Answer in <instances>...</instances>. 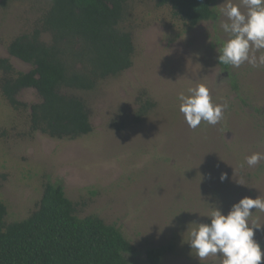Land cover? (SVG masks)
<instances>
[{"label":"rangeland","instance_id":"374dc122","mask_svg":"<svg viewBox=\"0 0 264 264\" xmlns=\"http://www.w3.org/2000/svg\"><path fill=\"white\" fill-rule=\"evenodd\" d=\"M228 2L214 0L216 17L190 26L170 5L125 0L120 26L132 34L133 65L92 90H65L85 100L93 124L91 133L75 139L33 131L31 105L41 95L23 88L18 99L27 106L15 108L3 93L0 68V197L8 207L6 222L28 217L45 183L61 182L78 216L98 215L122 229L137 249L131 264H150L148 251L155 247L164 249L160 264H201L187 242L191 229L210 223L217 209L227 214L243 197L264 199V159L252 167L246 163L253 153L264 154V66L245 62L226 71L219 64V49L229 39L221 27ZM50 3L0 0V62L9 59L17 71L32 68L8 46L33 31ZM201 83L214 102L227 106L217 124L202 121L192 129L177 97ZM147 97L156 106L134 123ZM252 211L250 225H264V212ZM254 239L264 250V226ZM220 259L209 256L203 264Z\"/></svg>","mask_w":264,"mask_h":264},{"label":"trees","instance_id":"16d2710c","mask_svg":"<svg viewBox=\"0 0 264 264\" xmlns=\"http://www.w3.org/2000/svg\"><path fill=\"white\" fill-rule=\"evenodd\" d=\"M50 7L32 32L15 37L9 53L30 63L17 71L9 59L0 62L1 87L15 107L23 88L33 87L42 97L31 105V128L53 138L75 139L93 131L90 110L83 98L65 90H92L99 82L133 65L131 32L120 24L125 0H50ZM214 0H156L170 5L173 14L190 26L216 17ZM48 34L50 39H44ZM230 71V65L222 64ZM238 89L236 78L232 81ZM156 106L140 101L134 123ZM76 203L61 182L44 185L40 203L28 217L6 222L8 207L0 197V264H131L136 246L116 224L98 215L80 217ZM163 248L148 251L150 264H160Z\"/></svg>","mask_w":264,"mask_h":264},{"label":"clouds","instance_id":"9594fccd","mask_svg":"<svg viewBox=\"0 0 264 264\" xmlns=\"http://www.w3.org/2000/svg\"><path fill=\"white\" fill-rule=\"evenodd\" d=\"M241 6L247 11L242 12ZM221 12L227 16L221 27L229 39L219 49V64L236 68L245 62L254 68L264 66V51H261L264 50V0H240V4L229 0ZM258 51L259 57L256 56ZM177 99L179 110L192 129L200 126L202 121L217 124L227 106L214 102L209 88L202 83L188 88L187 93L181 92ZM261 159L264 154L253 153L246 157V163L252 167ZM225 179L227 174L222 173L220 180ZM253 208L264 212V199L243 197L227 214L217 209L209 215L210 223H199L191 229L187 242L201 264L209 256L222 257L215 264H261L264 261V250L254 239L255 230L264 225L256 222L250 225Z\"/></svg>","mask_w":264,"mask_h":264}]
</instances>
